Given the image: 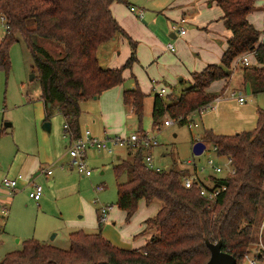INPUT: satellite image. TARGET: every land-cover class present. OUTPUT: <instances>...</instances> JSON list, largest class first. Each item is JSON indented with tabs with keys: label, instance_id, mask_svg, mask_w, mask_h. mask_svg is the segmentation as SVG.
<instances>
[{
	"label": "trees",
	"instance_id": "obj_1",
	"mask_svg": "<svg viewBox=\"0 0 264 264\" xmlns=\"http://www.w3.org/2000/svg\"><path fill=\"white\" fill-rule=\"evenodd\" d=\"M113 1L0 0V15L6 23L0 39V70L9 71L8 47L19 35L31 56V71L38 79L44 119L51 115L46 108L54 107L72 137L80 136V102L123 84V69L136 59L135 42L112 15ZM214 1L223 9L225 25L232 33L221 61L192 73V84L179 95L167 99L156 94L153 127L167 115L175 118L212 100L215 96L208 94L206 88L215 80L228 78L234 63L245 53H250L255 62L240 65L244 77L250 81L253 93L264 91V29L258 30L248 20L256 0ZM117 35L129 41L131 55L122 67H102L98 49ZM34 36L60 43L63 54H50ZM144 98L137 85L123 92L124 104L131 106L139 122ZM203 141L216 145L218 157H231L235 168L234 173L223 177L210 175L214 183L225 187L213 203L200 194L197 182L191 187L183 185V178L195 171L194 166L148 169L141 148L113 164L116 204L127 217L137 210L141 200L147 205L158 203L156 214L145 220L143 231L153 230L154 234L143 246L118 247L101 233L99 225L96 232H69L67 249L34 238L24 239L21 248L7 252L0 264H205L210 257L207 239L222 242V249L234 255L237 264H243L264 184V110H258L252 130L232 135L206 130ZM123 173L128 177L121 181ZM255 256L264 261V250Z\"/></svg>",
	"mask_w": 264,
	"mask_h": 264
},
{
	"label": "crops",
	"instance_id": "obj_2",
	"mask_svg": "<svg viewBox=\"0 0 264 264\" xmlns=\"http://www.w3.org/2000/svg\"><path fill=\"white\" fill-rule=\"evenodd\" d=\"M263 3V0L255 1V4H261V10L264 14ZM130 5L133 4H128L127 0H124V2L115 0L111 3L110 9L119 25L135 42L134 53L136 59L130 67L123 69L122 75L125 80L123 84L103 91L96 98L93 97L80 102V134L85 129H89L98 137L105 134L126 136L130 126L125 124V119H129L131 116L124 109L123 92L136 85L145 94V110L152 120L153 103L156 94H158V89L161 87L167 89V93L161 95L167 97V99L168 96L179 95L187 88L186 84L188 86L192 84V73L203 70L208 64L221 61L227 48V40L232 34L231 30L225 25L223 9L214 0H158L151 4L150 9H144L142 17L131 12ZM181 20V24L185 29L184 34L171 29L173 23ZM248 20L255 28L263 31L264 23L260 24V21L251 17L250 14ZM0 21L4 23L3 28L5 30V18L1 15ZM2 35L0 33V39ZM168 43L174 44V51L167 49ZM131 52L132 47L129 41L125 37L117 35L100 46L97 53L98 61L99 63L103 61L105 68H119L125 64ZM250 61L251 63L255 62L253 56L250 57ZM241 64L238 58L228 78L215 80L206 88L208 94L222 95V98L213 109H209L202 114H193L194 118H199V124L204 128L202 137H204L206 130L214 134L232 135L255 128L260 107L256 104H248L246 96L241 90L238 92H241L245 97L244 102H230L231 92L227 94L231 80L234 77L235 68ZM242 76L243 83H247L251 87L250 81L245 79L243 72ZM147 102L150 108H148ZM36 105L38 113L35 115L31 130L33 146L27 143V139L24 140L22 147L19 146L18 159H15L10 165L0 163V178L21 174L22 178L18 181L15 193L22 192L25 194L30 186L29 180L36 177L35 180L42 181L44 191L39 200L34 201V203L39 208H44L46 205L51 206V202H55L57 209H59L67 203L71 204L73 199L78 198L80 194L79 187L83 188L84 183L92 174L91 176L81 174L83 180L73 179V170L64 164L66 161L65 143L69 144L70 138L63 136V117L59 112L54 111L62 123V135H60V128L57 124L53 121L50 124L51 116L48 120L44 119V103L39 101ZM126 106L131 108L130 105ZM130 113L135 116L132 110ZM44 121L49 122V131H45L40 127L41 122ZM8 124L10 122L5 123L4 126L11 125ZM117 159L119 161L124 158L117 156ZM49 165H52L50 174L39 173L41 168ZM9 202L12 204L11 197ZM83 202L87 201L83 199ZM142 202L144 201L139 202L138 207ZM88 208L90 210L88 213L90 220L88 222L82 220L85 218L84 215L79 217L82 219L76 220L69 219L70 217L65 218L64 221L71 224L69 228H73L69 232L79 228H82L83 231V228H88L92 232H96L99 225L102 229L103 223H105L103 231L107 238L116 246L126 249H136L143 246L154 234L153 230L143 231L145 228L144 219L151 216L154 210L148 212L144 208L139 209L138 212L133 214L129 223L122 225L116 231L110 229L108 223L116 220V218L119 219L121 215L114 213L112 207L108 208L107 217L102 220V223L100 222L98 209L94 210L90 204H88ZM51 228L52 225H46L45 230L47 231L45 233L42 234L39 230L37 236H34L39 241L53 244L52 237L51 239L46 237V233L53 230ZM125 236L129 237L126 238ZM128 238H131V240Z\"/></svg>",
	"mask_w": 264,
	"mask_h": 264
},
{
	"label": "rangeland",
	"instance_id": "obj_3",
	"mask_svg": "<svg viewBox=\"0 0 264 264\" xmlns=\"http://www.w3.org/2000/svg\"><path fill=\"white\" fill-rule=\"evenodd\" d=\"M127 1L128 4L130 3L137 7H143L146 10L150 9L149 7L151 4L158 0ZM263 15L261 4H254V9L250 12V16L258 19L260 24H263ZM29 24L31 26V22H29ZM3 27L4 23L0 21V33L2 34L4 30ZM15 38L16 40L8 47L9 71L6 73L5 71L0 70V163H4V165H10L15 161V159H18L19 155L17 154L20 152L19 146L22 147L24 140L27 139V143L33 146V136L31 130L35 120V115L38 113L36 103L41 101L39 97L40 88L38 79L36 78L34 71H31V56L19 35H15ZM34 40L41 43L48 50V52L54 56H61L63 54V47L60 43L37 38L36 36H34ZM251 56L252 55H250V57ZM101 62V66L104 67L103 61ZM235 69L234 77L231 80L227 94L233 90H236L238 94V91L241 90L246 96L248 104H256L260 107V109L264 110V91L253 93L251 87L247 83H243V71L241 66L239 65ZM186 87H188V84H186ZM229 101L239 102L237 97H229ZM148 105L149 103L147 102V106ZM129 108L124 105L126 113L131 116L129 119H125V124L130 126L126 135H129L140 128L142 130H154L152 120L150 116L147 115L145 110V103L141 122L138 121L136 116L130 113L132 110L131 108L129 112ZM148 108H150V106H148ZM46 109H48L51 113L50 116L52 120L50 121V124L52 121L56 123L60 128V135H62V123L60 122V118L57 117V113H54V107L53 109ZM166 118H170V116L167 115L164 117V120ZM194 121L198 124L200 123L199 118H194ZM7 122H10L11 125L5 127L4 125ZM203 132L204 128L201 124L192 128H189L188 124L183 122H175L171 126L161 125L160 129L155 132L158 145L153 147L152 156L154 157L156 163L164 170L183 167L185 165L191 167L193 165H187L186 161L193 158L198 166H206L205 171L199 172L198 175L201 177V181L204 185L211 187L213 182L210 179H204V177L208 175L223 177L225 176V172L216 173L211 167L207 166V160L209 158H213L218 165L223 167V170L226 169V161L225 158L216 156L212 143L210 142H205L206 148L200 155L193 154L192 147L195 142L201 141L203 138ZM65 145L67 152L68 144L65 143ZM127 151L128 150L126 148H115L113 154H108L105 151L97 149L87 150L85 161L87 168L91 170L92 176L90 175L91 177L86 180L83 188L79 187L80 194L78 198L73 199L71 204H65L63 208L57 209L55 202H51V206H49L50 208L47 205L44 208H39L37 204H35L34 201L28 197V188L25 194L22 192L15 193V191L10 194L0 193V261L7 252L20 249L22 240L27 238L37 239L35 236H37L39 230H41L42 234L45 233L47 231L45 230L46 225H52L51 229L53 230L46 233V237L48 239H51L52 237V245L61 249H67L69 246L67 233L73 228H69L71 224L69 222L67 224L64 220L68 217H70L69 219L73 218L74 220L82 219L79 217L84 215L85 218L82 220H86L88 222L90 220V215H88L90 211L88 204H90L94 210L98 209L99 214L100 208L105 205H107L108 208L112 207L114 213L116 212L118 215L120 214L121 216L119 219L116 218V220H112L108 223L110 229H114L116 231L119 230L122 225L129 223L133 214L138 212L139 209L144 208L148 212L154 210L149 217L154 216L158 209V203L156 201L148 205L145 202L140 203L141 205L134 213H132L130 217H127L126 212L121 210L116 204L117 179L114 175L112 167L113 164L118 161L117 156L122 158L130 157V154L132 153ZM101 160H103V162H101ZM71 169L73 170L72 174L74 180L84 179L74 168ZM15 175L16 174H14V176L5 177L14 178ZM127 177V174L123 173L120 180L124 181ZM2 178L3 177L0 179ZM35 178L36 177H33L32 179L35 183L42 186L43 195L44 185L41 180L38 179L37 181ZM99 185L102 186L101 190H97V186ZM10 197L12 198V204L9 202ZM83 199L87 202H83ZM124 213L126 214V217ZM147 218H145L144 221ZM263 220L264 184L259 204V212L256 215L254 227L252 229V239L249 244V252L245 255H255L257 252L263 250L260 242L263 241L264 245V231L261 236L259 230L260 224ZM104 224L105 223H103L101 233L107 238L103 231ZM79 229L82 230V228ZM83 229L86 232H92L88 228ZM125 237L127 238L129 236ZM128 239L131 240V238ZM243 264H248L247 260L244 259Z\"/></svg>",
	"mask_w": 264,
	"mask_h": 264
},
{
	"label": "built area",
	"instance_id": "obj_4",
	"mask_svg": "<svg viewBox=\"0 0 264 264\" xmlns=\"http://www.w3.org/2000/svg\"><path fill=\"white\" fill-rule=\"evenodd\" d=\"M264 2V0H263ZM129 9L131 12L136 14L139 17L143 16L144 8L143 7H137L135 5H130ZM263 12H264V3H263ZM182 20L176 23H173L171 25V29L173 31H177L180 34L185 33V29L182 26ZM167 49L170 51H174V44L168 43L167 44ZM240 62L243 65H250V53H245L239 58ZM167 89L165 87H161L158 89V94H166ZM231 97H237V100L239 102H244L245 97L239 92L237 94L236 90H233L230 94ZM222 95H217L215 96L212 100L209 102L202 104L198 108H196L194 111L179 115L175 118H166L162 124L154 126V130L148 129V130H137L135 132L130 133L129 135L126 136H120L117 134H105L102 137H98L94 135L89 129H85L82 134L78 137H72L69 127L66 122L63 124V135L68 136L70 138L69 144H68V149L66 152V164L70 168H74L76 172L84 175V176H90L91 175V170L87 168L86 165V154L87 150L89 149H97L101 151H105L108 154H113L115 151V148H126L130 153L135 152L137 149L141 148L144 152L143 154V161L145 163V166L148 169H152L155 171H162L163 169L156 163L154 157L152 156L151 149L158 145L157 140H156V134L155 132L160 129V126H171L175 122H183L187 123L189 128L192 127H197L198 123L194 121L193 114L198 113L202 114L205 111L209 109H213L216 106V103L221 100ZM213 150L216 154L217 147L216 145H212ZM217 156V154H216ZM225 158V166L226 169L223 170V167L221 165H218L213 158H209L207 160V166L211 167L216 173L220 172H225L226 174H232L235 172V168L232 164V158L231 157H223ZM187 165H193L195 167V171L187 175L183 178V185L185 187H191L194 182H197L198 185L200 186V194L210 200H212V203L217 199L219 193L221 192L222 189H224V186H219L216 183H214L210 179V175L205 176L204 179L206 180H211L213 182V185L211 187H207L204 185V183L201 181V177L198 175L199 172H204L206 169V166L201 165L198 166L194 159H188L186 161ZM52 170V165L43 167L39 170L40 174H50ZM22 178L21 174H17L14 178H7L3 177L0 181V192L4 194H10L11 192H14L17 187H18V181ZM29 188H28V197L37 202L42 194V186L40 184H37L33 181V179L29 180ZM97 189H101V185L97 186ZM96 203V202H95ZM107 212H108V206H102L100 208V218L101 220H104L107 217ZM260 234L262 236V233L264 231V220L260 224ZM261 241V237H260ZM213 242H217L214 240ZM260 245L262 249L264 250V245L263 241L260 242ZM260 254V252H257ZM256 255V254H255ZM255 255H244V259L247 260L248 264H264V261H259Z\"/></svg>",
	"mask_w": 264,
	"mask_h": 264
},
{
	"label": "water",
	"instance_id": "obj_5",
	"mask_svg": "<svg viewBox=\"0 0 264 264\" xmlns=\"http://www.w3.org/2000/svg\"><path fill=\"white\" fill-rule=\"evenodd\" d=\"M96 98V96L94 97ZM49 106V103H47ZM10 125V124H8ZM50 124L48 121H44L41 124V128L45 131H49ZM206 148L203 141H197L192 147V152L194 155H200ZM206 245L210 250V257L205 264H237V258L231 253L224 251L222 249V242H213L206 240Z\"/></svg>",
	"mask_w": 264,
	"mask_h": 264
}]
</instances>
